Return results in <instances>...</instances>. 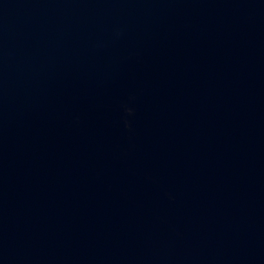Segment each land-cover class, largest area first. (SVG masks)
I'll return each mask as SVG.
<instances>
[{"label":"water","instance_id":"1","mask_svg":"<svg viewBox=\"0 0 264 264\" xmlns=\"http://www.w3.org/2000/svg\"><path fill=\"white\" fill-rule=\"evenodd\" d=\"M0 264H264V0H0Z\"/></svg>","mask_w":264,"mask_h":264}]
</instances>
